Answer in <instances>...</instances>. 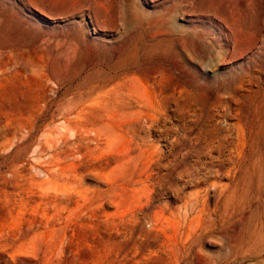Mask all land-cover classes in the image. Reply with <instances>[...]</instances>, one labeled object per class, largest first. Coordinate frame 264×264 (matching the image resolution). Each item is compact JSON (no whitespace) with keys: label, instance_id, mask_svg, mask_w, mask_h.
Instances as JSON below:
<instances>
[{"label":"rangeland","instance_id":"obj_1","mask_svg":"<svg viewBox=\"0 0 264 264\" xmlns=\"http://www.w3.org/2000/svg\"><path fill=\"white\" fill-rule=\"evenodd\" d=\"M0 264H264V0H0Z\"/></svg>","mask_w":264,"mask_h":264}]
</instances>
